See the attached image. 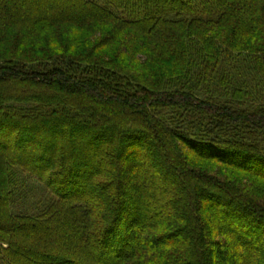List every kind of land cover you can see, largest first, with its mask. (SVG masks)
Returning <instances> with one entry per match:
<instances>
[{"label": "trees", "instance_id": "trees-1", "mask_svg": "<svg viewBox=\"0 0 264 264\" xmlns=\"http://www.w3.org/2000/svg\"><path fill=\"white\" fill-rule=\"evenodd\" d=\"M262 239L264 0H0V264H264Z\"/></svg>", "mask_w": 264, "mask_h": 264}, {"label": "rangeland", "instance_id": "rangeland-1", "mask_svg": "<svg viewBox=\"0 0 264 264\" xmlns=\"http://www.w3.org/2000/svg\"><path fill=\"white\" fill-rule=\"evenodd\" d=\"M18 1V0H17ZM50 1H54V0H50ZM62 0H57V2H61ZM43 10V9H42ZM56 132H58V129H57V127H56ZM36 136H37V134H36ZM32 147V145H27L26 146V148H31ZM13 149H11L10 150V152L9 153H13ZM90 153H91V151H89ZM204 165V167L207 169L208 168V165L207 164H203V163H201V166H203ZM154 173H155V175L156 176H158L159 177V175L161 174L160 172H157V171H154ZM174 179V178H173ZM200 203H204L203 202V200L202 199H200ZM216 219L218 220V221H220L221 223H223V220H222V218H221V216L220 215H216ZM263 242H264V240L262 239L260 242H259V245H260V247H262L263 246ZM259 256L261 257L262 256V253H259Z\"/></svg>", "mask_w": 264, "mask_h": 264}]
</instances>
